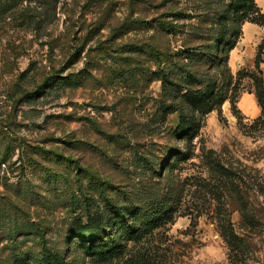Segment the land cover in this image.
I'll return each mask as SVG.
<instances>
[{
	"label": "rangeland",
	"instance_id": "obj_1",
	"mask_svg": "<svg viewBox=\"0 0 264 264\" xmlns=\"http://www.w3.org/2000/svg\"><path fill=\"white\" fill-rule=\"evenodd\" d=\"M46 1L0 0V264H233L228 226L264 264V25L203 57L235 0ZM120 207L149 234L94 256L79 223Z\"/></svg>",
	"mask_w": 264,
	"mask_h": 264
},
{
	"label": "trees",
	"instance_id": "obj_2",
	"mask_svg": "<svg viewBox=\"0 0 264 264\" xmlns=\"http://www.w3.org/2000/svg\"><path fill=\"white\" fill-rule=\"evenodd\" d=\"M48 1V0H47ZM46 1V2H47ZM236 2H232V6L234 5V10L235 12L238 11L239 14L233 16L232 18V23L230 25H226L225 30L223 32H220L218 35L216 34H210L209 32H205L202 28L198 29V34L196 35L198 38H201L205 40V43L203 44L204 52L202 53L201 56L206 57L208 54L209 47L211 48L213 45V41L216 39L215 43V48L216 52L218 55L220 54H225L229 51H231L235 45H236V38L233 35H237L240 31V25L245 21V20H250L251 22H256L261 25H264V14H262L259 9L257 8L255 4V0H235ZM56 6V3L54 0H49L48 1V6ZM193 46V45H190ZM195 48L199 46H193ZM264 45L261 44L258 49V53L255 58V65L257 68H260L261 63L263 62L262 58V51H263ZM194 48H187L185 50L186 52L192 53ZM229 54L226 55L228 59ZM56 76L49 77L47 79L46 83H51L54 81ZM166 82L176 84L173 80L171 81L170 78ZM179 85V84H176ZM190 89L187 91V95L189 96ZM195 92V96L198 98H202V95H199ZM190 97V96H189ZM211 97V94H208L204 96L202 99L199 101L204 100V104L207 102V100ZM195 99V97H194ZM205 106V105H203ZM189 124H185L183 127H188ZM3 144L5 145L6 148L10 149L12 147H17L20 146L23 143L22 138L18 136H13V135H7L3 134L2 140ZM8 156L4 155L0 159V163L5 164L8 161ZM31 165H33L30 162ZM29 165V164H28ZM113 204V203H111ZM134 211V210H133ZM159 213L165 211V207L161 208L158 210ZM133 213V212H132ZM137 213L134 214H128L127 213V208L124 209L120 207L117 211V214L115 216L116 219V226L118 225L119 221L121 220L122 224L119 225V229L117 230V233H108V227L111 225L110 223L106 224L104 222L103 217L101 216H91L89 217L88 221L84 224L78 225L79 230V235L82 236V242H87V243H82V244H87L84 245V247H87L91 249L93 252L92 254L94 256H105L107 259L110 258L113 255H118L121 251L124 250L125 248V240L128 231H134L132 234L136 237L142 238L143 236H146L149 234V228L150 226H147L146 228H138L134 222L136 218ZM114 218V217H113ZM253 218V217H251ZM250 218V219H251ZM124 222V223H123ZM250 225L251 226H256L257 223L255 220H250ZM153 227V226H152ZM231 229V230H230ZM124 232V235H121L119 232ZM224 234L227 235V241L230 246V253L229 257L231 259V262L233 264H239L242 260L246 261L244 259V256L246 255V250L245 248L248 245L243 239L244 237L238 236L233 233L231 226H228V228L224 231ZM11 237V236H10ZM40 238L45 239L43 232L40 235ZM46 248L43 251V254L45 255L41 262L39 261L38 264H64L66 262L62 258V254L59 253L58 251L55 252L54 259L47 256L45 253ZM56 260V261H55ZM70 264V263H69Z\"/></svg>",
	"mask_w": 264,
	"mask_h": 264
}]
</instances>
